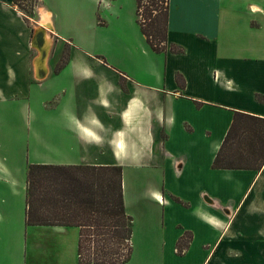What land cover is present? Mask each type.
<instances>
[{
	"label": "crops",
	"instance_id": "obj_1",
	"mask_svg": "<svg viewBox=\"0 0 264 264\" xmlns=\"http://www.w3.org/2000/svg\"><path fill=\"white\" fill-rule=\"evenodd\" d=\"M17 1L0 0V264H99L78 226L26 223L36 163L121 166L123 264H264V161L212 167L236 112L264 118V0H169L161 52L137 23L128 38L122 0H89L84 35L47 0L33 18ZM48 37L55 60L36 67Z\"/></svg>",
	"mask_w": 264,
	"mask_h": 264
},
{
	"label": "trees",
	"instance_id": "obj_2",
	"mask_svg": "<svg viewBox=\"0 0 264 264\" xmlns=\"http://www.w3.org/2000/svg\"><path fill=\"white\" fill-rule=\"evenodd\" d=\"M168 4L169 0H135V21L155 52L165 49ZM170 49L181 51L173 44ZM263 161L264 118L236 112L212 167L259 169ZM26 223L78 226L83 262L123 264L131 252L132 218L124 209L121 166L29 164ZM90 242L96 245L90 248ZM84 249L89 257H84Z\"/></svg>",
	"mask_w": 264,
	"mask_h": 264
},
{
	"label": "rangeland",
	"instance_id": "obj_3",
	"mask_svg": "<svg viewBox=\"0 0 264 264\" xmlns=\"http://www.w3.org/2000/svg\"><path fill=\"white\" fill-rule=\"evenodd\" d=\"M133 2H132V0H122V3H123V19H124V22L126 24V28L128 30V34H127L128 38L131 41L136 42L138 45V42L140 40V36H139L137 24H136V22L133 21ZM17 3H18V6H20V8L23 9L27 15H29L32 18L34 17V10H35V7L37 5V0H18ZM47 3H49L53 7H58L62 11L67 12L69 22H67V25L64 23L65 30L72 29L73 28L72 26L74 25V27L77 28L76 30H78V33L80 35H84V29L85 28L82 29L81 26L83 23L85 25L87 22L90 21V15H91L90 9L91 8H90L89 0H47ZM60 16H61V13H60ZM60 21H61V19L59 18L58 22L60 23ZM85 41H87V39H85ZM121 41L122 40L119 37L114 43L115 48L108 50V57L105 56L106 61H108V59H109L115 63H118L119 45L121 44ZM142 41H143V39H142ZM71 42H72V44H75V42H77V41L74 39H71ZM91 42L94 44V43H97V40L94 39V40H91ZM64 44L65 43L63 42V45H62L63 50L60 53L59 59H57V61H56L57 63H63L67 59V56H68L67 48H68V46L67 45L65 46ZM43 46H46L48 49L49 60L50 59L55 60V58H54L55 45L54 44H52V45L44 44ZM39 49H40V47H39ZM20 125H21V128L26 127V123L24 124L23 121L20 122ZM16 153L22 154V149H18L16 151ZM85 239H86V237H83V242L85 241ZM84 245H85V248H87V242L84 243ZM88 245H90V248H91V246L93 247L96 244H93L90 242V244H88ZM86 252L88 253V251H86V249H84V253H83L84 257H89V255Z\"/></svg>",
	"mask_w": 264,
	"mask_h": 264
},
{
	"label": "bare ground",
	"instance_id": "obj_4",
	"mask_svg": "<svg viewBox=\"0 0 264 264\" xmlns=\"http://www.w3.org/2000/svg\"><path fill=\"white\" fill-rule=\"evenodd\" d=\"M40 27L44 28L45 29V33H47L46 28L44 26H40ZM50 42H51V39H50V37H48V40L45 41V44L46 45H49ZM34 43H36V37L33 38V44ZM43 45H44V42H43ZM47 57H48V49H47V47L45 46L42 49H39L38 56L35 59V65H36V67H38V66L39 67L40 66L43 67L45 65L46 61L48 60Z\"/></svg>",
	"mask_w": 264,
	"mask_h": 264
}]
</instances>
